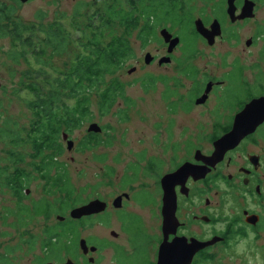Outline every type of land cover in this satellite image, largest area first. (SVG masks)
Segmentation results:
<instances>
[{"label":"flooded vegetation","instance_id":"af4514ba","mask_svg":"<svg viewBox=\"0 0 264 264\" xmlns=\"http://www.w3.org/2000/svg\"><path fill=\"white\" fill-rule=\"evenodd\" d=\"M120 1L127 5L123 8L128 11L134 1H145L150 7L153 0ZM161 1L164 13H160L158 17L167 20L156 28L161 38V48L157 54L152 55L149 52L153 60L146 65L157 64L159 70L164 67L171 68L170 79L160 80L161 83L167 84L163 94L168 92L166 98L170 102V109H175V102H179L182 107H187L189 102L197 107H208L214 102L211 114L219 120L213 123L212 132L203 142L200 136L199 146L190 149L186 140V158L174 162L163 174L158 175L157 160L150 154L139 155L138 163L146 164L147 171L155 176L149 185L145 182H140L139 185L130 182L131 179H138L137 165L129 163L125 169V177L120 176L113 165H107V174L103 179L106 180V186H115V182L113 181L112 185L109 179L115 176L121 183L120 187L126 185L124 190L116 194L107 192L89 197L85 203L69 208L63 215H57V148L37 151L34 144L28 142L22 146L26 145V151L32 149L33 153L25 151L24 162L15 163L13 156L20 154L21 147L7 142L8 161L5 166H0V179L4 180H0V184L11 189L10 193L16 199L18 210L21 209L19 212L24 211L30 216V225L34 224L35 220L40 223H35L36 228H25L27 231L22 234V242L33 246L30 253L38 251L33 256V264H65L68 261L73 264H237L230 259L231 253L227 250L226 241L233 235L232 225L241 218L245 226L251 227L257 233L256 240L259 243L256 246L264 249L260 244L264 238V120L257 124L252 133L245 135L235 144L236 146L226 150L222 156L219 155L214 165H208L206 162L216 151V141L235 129L238 114L251 102L264 101V0ZM2 2H5L6 7L15 9L12 6L13 0H1L0 4ZM186 14L189 17L192 14L191 27L190 31L183 33V20L180 15ZM171 20L181 23L179 35H174L168 27ZM0 25L9 27L10 22L0 18ZM213 25L215 29H212ZM207 30L208 37L205 36ZM162 31L171 34L169 42L162 35ZM15 33L9 28L0 29V38ZM185 34L189 36L188 44L184 40ZM172 40L178 43L171 42ZM15 42L20 43L17 39ZM172 43L175 46H172ZM11 52H6L8 58ZM199 59L207 63L204 65L205 69L197 66ZM211 65H215V69H211ZM190 70L193 75L189 74ZM168 72L166 69V73ZM151 77L149 86L154 90L159 80ZM188 80H193L191 87L187 85ZM122 86L124 85L120 82L121 91ZM2 91L0 84V97ZM252 122L253 119L250 120V123ZM102 132H105L103 128ZM68 140L71 139L68 137L64 141ZM103 144L104 142L100 146ZM82 147L84 145L80 143L68 151L75 152ZM174 150L179 149L174 147ZM132 154L136 155L137 152ZM114 156L115 161L119 160L121 152ZM186 163L201 169L204 176L198 179L193 176L175 179V217L172 216V224L165 231L161 178L178 171ZM20 175L28 180L33 176L38 177L42 182L44 194L34 196L28 188L24 194L15 190L8 180L17 179ZM219 182L229 185L235 201L242 204L245 200L242 193H247V197L259 209L253 211L241 206L239 215L233 216L225 234L217 233L212 227L222 217L209 211L213 207L209 194L218 198L217 207L222 205L223 198L227 195L219 191ZM142 194L145 196L143 204L137 199ZM95 200L106 205L104 211L80 219L68 218L72 209ZM135 205L150 208L155 216L150 232L141 227L148 236V241L144 252L137 255L135 251L139 246H135L125 221L131 216L139 219L138 215L130 210ZM61 222L68 224L67 227L71 225L73 237L64 243H59L62 240L57 238V225ZM114 223L119 227V231L111 228L106 238H97L91 232L95 225L109 228L113 227ZM238 231L244 233V228H239ZM152 245L153 253L149 256L148 247ZM192 246L197 248L193 256L182 253Z\"/></svg>","mask_w":264,"mask_h":264},{"label":"rangeland","instance_id":"374dc122","mask_svg":"<svg viewBox=\"0 0 264 264\" xmlns=\"http://www.w3.org/2000/svg\"><path fill=\"white\" fill-rule=\"evenodd\" d=\"M105 2L106 0H27L26 2L13 0L12 6L15 7L14 17L16 21L23 24L35 23L39 14H41L44 23L51 24L57 20V14L72 17L80 9V6H84L80 14V21L84 23L86 18L93 20L96 16L95 12L91 13L88 6L100 4L103 7ZM120 3L122 7L127 6L125 3L123 4V1ZM148 5L149 3L141 1L137 10L134 11L135 15L140 13L143 6L149 7ZM162 6L161 0H153L150 9L159 14L162 11ZM103 12L104 9L102 8L97 16ZM190 17L187 14L180 15V19L183 20L184 29L181 27L183 33L190 31ZM64 22L69 25L68 20ZM168 27L174 35H179V26L175 28L169 24ZM10 30L14 31L13 25ZM74 33L76 34V32ZM156 34L155 39L149 40L150 42L145 46L135 35L130 39L135 54L129 57L130 60L122 65L116 75L124 86L121 87L123 88L121 93L116 95V100L110 111L103 115L98 105L99 98L94 96L91 100L89 115L83 120L82 125L71 132L65 131L68 137L75 142V145H79L89 134V127L93 123H97L105 131L101 134V141H104V144L89 149L82 147L78 151L70 152L67 148V142L63 139L58 141L62 146V151L57 155V162L62 163L63 167L66 168L70 183L76 189L72 195L75 202L69 205L70 209L85 203L89 197L97 194H106L107 192L116 194L124 190L126 185L120 187L121 183L117 181L115 176L109 178L112 185L113 181L115 182V186H106V180L103 179L107 174L105 170L107 165H113L122 177H125V169L128 168L129 163L137 165L138 179H131L130 182H134L135 185L145 182L149 185L155 176L153 177L147 171L146 164L138 163L140 162L139 155L150 154L157 160L156 171H158V175L163 174L169 170L174 162L186 158V140L190 149L199 146L200 136L202 137L201 142H203L212 132L213 123L219 120L211 114L214 102L208 107H197L191 102L187 104V107H182L179 102H175V107H173L175 109H170V102L166 98L168 92L163 94L167 84L161 83L160 80L163 78L170 79L171 68L164 67L163 70H159L157 64L146 65L145 63L147 53L157 54L161 48V38L157 30ZM188 39V34H185L186 44H188ZM17 48L20 49V43L15 42L13 34L0 38V84L3 88L0 97V134L9 127L11 131H19L17 129L22 130L23 128L30 130L29 127L34 120L33 112L27 107V102L32 96L29 95L28 91L22 89L20 84L21 81H28L26 73L38 69V64L33 57L25 54L14 61V53L19 52ZM9 50L12 52L8 58L6 52ZM75 52L76 49L72 46L69 51L59 55L55 53L52 57L49 50L46 58L42 60L61 69L65 63L74 58ZM205 64H207L205 61L199 59L197 66L205 69ZM210 68L215 69V65H211ZM132 69L135 70L130 73ZM166 69H168V73H166ZM189 74L193 75V71L190 70ZM151 76L159 80L154 90L149 86ZM192 84L193 80L187 81L189 87ZM174 147H178L179 150H174ZM8 149L6 139L1 140L0 137V166L7 164ZM141 149L143 150L141 151ZM19 151L22 153L26 149L20 148ZM26 152L32 154L33 150L28 149ZM117 152H121V158L115 161L114 155ZM136 152V155L132 154ZM27 185L34 196L44 194L42 182L38 177H31ZM10 190V188L0 184V264H33V256L38 251L30 253V246L22 242V234L30 227L36 228L35 223L37 221L35 220L34 224L30 225L32 222L29 219L30 216H27L26 219L23 218L22 211L19 212L21 209L18 210L16 199ZM137 199L139 203L143 204L145 201L144 194L139 195ZM130 210L140 219V222L134 216L125 219L126 227L132 234L135 246L140 248L136 247L135 254L137 255L144 252L148 241V236L141 227H145L150 232L154 225L155 216L148 207L142 208L135 205ZM68 218L70 219L69 215ZM115 225L117 224L114 223L113 227L109 228H102L101 226L100 228L95 225L91 232L97 238H106L109 236L108 232L111 228L119 231V227ZM121 243L123 242L121 241ZM260 244L264 246V238ZM148 248L147 254L150 256L153 253V245ZM57 263L59 262L57 261Z\"/></svg>","mask_w":264,"mask_h":264},{"label":"trees","instance_id":"16d2710c","mask_svg":"<svg viewBox=\"0 0 264 264\" xmlns=\"http://www.w3.org/2000/svg\"><path fill=\"white\" fill-rule=\"evenodd\" d=\"M6 6L5 3L0 4V18L10 22V25H0V29H10L13 25L16 32L14 37L20 42V49L17 48L19 52L14 53V61L23 54L30 55L37 61L38 69L27 72L28 81H21L20 84L32 96L27 102V107L34 114L30 130L16 128L19 131H11L9 127L1 132V140L6 139V142L21 148H26V145H22L29 142L34 144L37 151L57 148V154L62 151L58 141L64 133L82 125L89 115L94 96L99 98L98 105L103 115L113 107L116 95L121 92L116 75L122 65L130 60L129 57L135 54L130 39L135 35L145 46L149 40L155 39L156 28L167 22L158 17L160 13L152 12L150 7L143 6L140 14L135 15L138 1L132 2L128 11L119 0H106L103 7L100 4L88 6L96 16L93 20L86 18L84 23L80 21L84 6H80L72 17L57 14V20L51 24L44 23L41 14L35 23L23 24L16 21L14 8ZM102 8L104 12L97 16ZM161 13H164V7ZM65 20L69 21V25L65 24ZM170 22L172 27H181V23ZM72 46L76 49L74 58L61 69L42 60L49 50L53 57L55 53L59 55L69 51ZM100 134L90 133L81 144L85 149L100 146L104 142ZM23 154L24 151L13 156L14 162H24ZM8 181L20 193L24 194L28 188L29 180L22 175ZM75 190L66 168L57 162V215H63L69 210ZM21 215L24 219L29 216L24 211ZM67 226L64 222L57 225V238L62 240L59 243L73 238L71 225Z\"/></svg>","mask_w":264,"mask_h":264},{"label":"water","instance_id":"95a60500","mask_svg":"<svg viewBox=\"0 0 264 264\" xmlns=\"http://www.w3.org/2000/svg\"><path fill=\"white\" fill-rule=\"evenodd\" d=\"M27 0H22V2H26ZM215 25H213L212 29H215ZM204 33V31H203ZM208 30L205 33V36L208 37ZM162 35L166 39L167 42H169L172 38L171 34L167 31H162ZM177 40V39H176ZM174 40V41H176ZM173 40L171 42H174ZM177 42V41H176ZM178 43V42H177ZM172 46H175L174 43H172ZM153 58L150 53H147L145 56V63L150 64L152 62ZM165 62V61H163ZM135 70L132 69L130 73ZM252 116V118H251ZM253 119V122L250 123V120ZM264 120V101H255L251 102L246 106V108L238 114L235 120V129L226 134L225 136L218 139L215 143L216 151L214 155L210 158H207L206 162L208 165H214L217 162V158L222 156V154L228 150L236 146L237 144L245 135L252 133L254 128L257 126V124L262 122ZM102 132V127L98 125L97 123H93L89 129L88 133H94L99 134ZM63 139H68V134H63ZM74 141L68 140L67 142V148L68 150H72L74 148ZM202 170L199 168H195L192 164L186 163L182 168H180L178 171L172 173V174H166L161 178V185L164 192L163 196V217L164 222L163 226L165 231L170 227L172 224V216L175 217V203H176V196L174 192V186L176 184L175 179L178 180L180 178H187L188 176H193L194 178L198 179L202 176ZM106 208V205L103 202H100L99 200H95L93 202L88 203L87 205H83L78 208H74L70 211V217L73 219H80L83 216H90L93 214L100 213L104 211ZM64 219V218H63ZM197 244L204 245V243L196 242ZM162 249H165L162 247ZM197 248L192 246V248H189L182 252L183 254H190V256H193ZM166 253V251H164ZM65 264H73L71 261L66 262Z\"/></svg>","mask_w":264,"mask_h":264},{"label":"clouds","instance_id":"9594fccd","mask_svg":"<svg viewBox=\"0 0 264 264\" xmlns=\"http://www.w3.org/2000/svg\"><path fill=\"white\" fill-rule=\"evenodd\" d=\"M218 189L227 195L224 196L222 205L217 207L216 201L218 198L209 194V198L213 203V207L209 211L222 217L219 222L212 226L217 233L225 234L227 232L229 223H231L234 215H239L241 206L248 207L253 211H259L257 206L247 197V193H242L245 200L240 204L233 199L229 185L219 182ZM242 227L244 228V233L238 231ZM232 230L233 235L226 241L227 250L231 253L230 259L236 261L237 264H241V262L242 264H264V249L256 246L259 243L256 240L257 233L251 227L245 226L242 218L239 222L232 225ZM209 234H211V231H209ZM221 247H223V244H221Z\"/></svg>","mask_w":264,"mask_h":264}]
</instances>
